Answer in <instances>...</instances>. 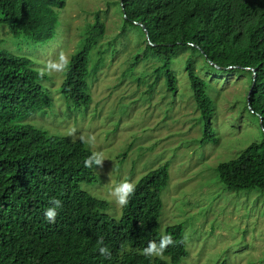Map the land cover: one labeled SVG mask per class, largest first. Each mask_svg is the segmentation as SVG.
Returning <instances> with one entry per match:
<instances>
[{
  "label": "trees",
  "instance_id": "16d2710c",
  "mask_svg": "<svg viewBox=\"0 0 264 264\" xmlns=\"http://www.w3.org/2000/svg\"><path fill=\"white\" fill-rule=\"evenodd\" d=\"M66 1L0 0V24L16 38L52 41L58 32L56 9H63ZM121 7L126 22L141 25L143 34H148L146 48L161 64L156 81L164 76L171 93L179 91L172 64L174 50L180 48L202 55L214 67L250 72L254 87L250 106L261 119L264 135V0H123ZM87 33L62 86L63 96L76 109L92 103L90 57L105 34L99 17ZM1 44L0 38V264H180L187 256L181 226L167 228L165 235L174 244L163 255L141 254L149 241L158 243L162 236L159 221L162 195L171 180L170 164L146 174L123 208L121 220L111 219L110 204L83 190V185L99 183L98 166H84L94 152L88 144L48 137L20 123L52 101L33 59L10 53ZM185 66L209 141L213 137L209 83L191 58ZM219 177L229 191L264 193V141L221 164ZM53 199L62 207L55 222L49 223L44 213ZM101 237L110 258L99 253Z\"/></svg>",
  "mask_w": 264,
  "mask_h": 264
},
{
  "label": "rangeland",
  "instance_id": "374dc122",
  "mask_svg": "<svg viewBox=\"0 0 264 264\" xmlns=\"http://www.w3.org/2000/svg\"><path fill=\"white\" fill-rule=\"evenodd\" d=\"M56 14L54 40L16 38L0 24L1 48L31 57L38 70L61 51L71 59L99 17L105 34L90 57L92 103L76 109L62 94L68 71L54 74L42 80L52 104L20 123L48 137L78 141L66 135L70 127L77 129V136L96 137L88 147L102 152L105 161L96 169L99 183L83 185V190L107 201V214L116 222L124 207L115 204L109 189L123 180L137 185L146 174L170 164L159 223L161 235L168 227H182L187 256L180 264H264V193L229 191L219 177L221 164L264 141L261 119L248 105L250 72L214 67L202 55L180 48L174 50L172 71L179 91L173 94L164 76L156 81L161 64L146 48L141 27L126 22L121 0H67ZM189 58L209 83L213 100L209 141L185 66ZM162 258L170 261L168 256Z\"/></svg>",
  "mask_w": 264,
  "mask_h": 264
},
{
  "label": "clouds",
  "instance_id": "9594fccd",
  "mask_svg": "<svg viewBox=\"0 0 264 264\" xmlns=\"http://www.w3.org/2000/svg\"><path fill=\"white\" fill-rule=\"evenodd\" d=\"M71 63L70 57L61 51L55 60L47 61L42 68L37 70L38 78L44 79L45 77H51L54 74L66 73L69 69ZM66 135L74 139H79L80 142L93 145L96 142V137L94 135L84 136L80 134L77 136V129L75 127H70L66 131ZM105 157L102 152H92L84 161V166L86 168H93L94 166H103ZM136 185L129 180H123L115 184L109 189V195L113 198L115 204L120 207H126L129 203V198L135 193ZM49 207L45 209V219L49 223H54L57 217V209L62 207V202L58 199H53L50 201ZM174 244L172 237L170 235H162L159 242L149 241L148 245L142 249L141 254L148 258L159 257L163 255L164 251L171 245ZM97 245L99 247V253L101 256L106 258L111 257V252L104 245L103 238L97 240Z\"/></svg>",
  "mask_w": 264,
  "mask_h": 264
},
{
  "label": "water",
  "instance_id": "95a60500",
  "mask_svg": "<svg viewBox=\"0 0 264 264\" xmlns=\"http://www.w3.org/2000/svg\"><path fill=\"white\" fill-rule=\"evenodd\" d=\"M121 1H123V0H121ZM122 6H123V4H122ZM139 26H141V25H139ZM145 31V30H144ZM145 36H146V39H148V34H146L145 33ZM221 68V67H220ZM255 75V77H256V73L254 74ZM253 90H254V87L252 88V90H251V92H250V96H249V100H248V105H249V107H250V109L252 110V108H251V106H250V100H251V95H252V93H253Z\"/></svg>",
  "mask_w": 264,
  "mask_h": 264
}]
</instances>
